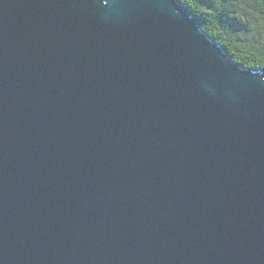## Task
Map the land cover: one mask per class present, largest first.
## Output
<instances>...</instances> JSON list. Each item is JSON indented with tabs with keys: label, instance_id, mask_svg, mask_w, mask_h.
I'll return each mask as SVG.
<instances>
[{
	"label": "water",
	"instance_id": "water-1",
	"mask_svg": "<svg viewBox=\"0 0 264 264\" xmlns=\"http://www.w3.org/2000/svg\"><path fill=\"white\" fill-rule=\"evenodd\" d=\"M178 0H0V264H264V73Z\"/></svg>",
	"mask_w": 264,
	"mask_h": 264
},
{
	"label": "trees",
	"instance_id": "trees-1",
	"mask_svg": "<svg viewBox=\"0 0 264 264\" xmlns=\"http://www.w3.org/2000/svg\"><path fill=\"white\" fill-rule=\"evenodd\" d=\"M200 21V29L219 45L228 58L243 68L264 73V39L246 36V23L260 20L258 32L264 37V0H178Z\"/></svg>",
	"mask_w": 264,
	"mask_h": 264
},
{
	"label": "rangeland",
	"instance_id": "rangeland-1",
	"mask_svg": "<svg viewBox=\"0 0 264 264\" xmlns=\"http://www.w3.org/2000/svg\"><path fill=\"white\" fill-rule=\"evenodd\" d=\"M251 21H245V18H243L242 22L246 23V27H247V33L246 36L252 38L254 35H258V37H260L261 41H263L264 37L262 35V33L258 32L257 26L260 25V20H257L253 17H250Z\"/></svg>",
	"mask_w": 264,
	"mask_h": 264
}]
</instances>
